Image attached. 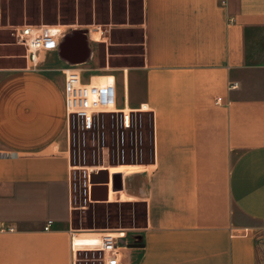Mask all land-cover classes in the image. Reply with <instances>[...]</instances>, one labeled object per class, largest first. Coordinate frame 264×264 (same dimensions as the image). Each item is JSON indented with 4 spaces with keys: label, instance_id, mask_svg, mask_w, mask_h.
Returning a JSON list of instances; mask_svg holds the SVG:
<instances>
[{
    "label": "crops",
    "instance_id": "1",
    "mask_svg": "<svg viewBox=\"0 0 264 264\" xmlns=\"http://www.w3.org/2000/svg\"><path fill=\"white\" fill-rule=\"evenodd\" d=\"M118 1L105 22L93 10L85 64L106 53L116 110L151 119L150 162L101 168L105 203L142 212L109 231L120 262L264 264V0ZM12 37L0 42V264H86L108 231L74 228L64 70L79 65L41 52L28 67L5 53L21 48Z\"/></svg>",
    "mask_w": 264,
    "mask_h": 264
},
{
    "label": "rangeland",
    "instance_id": "2",
    "mask_svg": "<svg viewBox=\"0 0 264 264\" xmlns=\"http://www.w3.org/2000/svg\"><path fill=\"white\" fill-rule=\"evenodd\" d=\"M110 1L112 0H0V42L13 43L12 33L14 29L24 24L66 26L64 30L68 31L67 34H70L72 30L88 31L87 27L93 22V10H97V22H105ZM113 2L117 12L119 1L113 0ZM103 29L108 30V28ZM12 48L5 53L23 58L24 52L21 48ZM46 57L47 65L50 67L60 68L68 65L59 61L58 53L47 54ZM24 60H20L22 65ZM107 60L106 53L101 52L94 59L92 58L88 64L79 65L77 69L82 73L85 82L95 76L117 75V70L107 69V65H109ZM133 63L122 58L110 60L112 68ZM103 68L106 70H100ZM95 80L98 81V78L95 77ZM117 91V96L122 99L120 82ZM120 118V115H115L114 119L110 116H104L98 123L95 136L92 137L91 135L87 139L86 145L80 143L79 133H76L77 142L71 145L72 164L81 168L76 169L78 171H76V176L73 179L76 184L74 194L77 197L74 203V207L77 208L74 212L75 229L113 232L133 225L136 213L142 215L140 211L134 212L133 208H122L118 202L116 204L85 202L84 172L88 169L119 165L131 166L152 160L151 119L148 114L137 113L133 116L135 120L142 122V129L139 130L142 131L143 144L139 147H136V142H132L130 136L125 147L118 144ZM93 139H95V145L92 143ZM122 150L125 152L123 153Z\"/></svg>",
    "mask_w": 264,
    "mask_h": 264
},
{
    "label": "built area",
    "instance_id": "3",
    "mask_svg": "<svg viewBox=\"0 0 264 264\" xmlns=\"http://www.w3.org/2000/svg\"><path fill=\"white\" fill-rule=\"evenodd\" d=\"M99 32V30H98ZM90 33V30L88 31ZM16 44L23 49V58L27 66L37 68L40 64L39 54L41 52H58L60 43L65 33L59 26L50 25H28L24 24L14 29ZM65 86H64V103L67 118V138L69 142L70 152V184L72 189V202H76L77 197L76 184L73 179L76 171L80 167L73 166L71 157V145L77 142L76 133H79L80 143L86 145L87 139L92 135L95 136L98 123L104 116H110L113 119L115 115H120L118 125V144L126 146L128 137L132 138V142H136V147L142 146L143 135L142 122L133 118L137 112H117L115 110L116 103V82L110 83L105 89L93 83H85L83 75L77 67L68 66L64 70ZM237 85H231L232 88ZM220 103V100H217ZM95 145V139L92 140ZM134 150V148H133ZM124 153L125 150H122ZM102 167L90 168L84 172V191L85 202L91 201L90 177L101 171ZM78 169V170H76ZM110 189V187H109ZM112 189V184H111ZM74 210L77 208L74 207ZM52 222L48 223L46 230L49 229ZM90 261L86 264H122L117 252V239L110 232H105L98 251L91 252Z\"/></svg>",
    "mask_w": 264,
    "mask_h": 264
},
{
    "label": "water",
    "instance_id": "4",
    "mask_svg": "<svg viewBox=\"0 0 264 264\" xmlns=\"http://www.w3.org/2000/svg\"><path fill=\"white\" fill-rule=\"evenodd\" d=\"M58 55L59 58L68 65H82L87 63L91 56L87 41V31L79 30L67 34L60 43ZM90 182L92 184L91 201L101 203L107 202L109 198V179L107 171L101 170L96 174H92ZM121 190V183H118L116 176H113L112 191L119 192Z\"/></svg>",
    "mask_w": 264,
    "mask_h": 264
},
{
    "label": "bare ground",
    "instance_id": "5",
    "mask_svg": "<svg viewBox=\"0 0 264 264\" xmlns=\"http://www.w3.org/2000/svg\"><path fill=\"white\" fill-rule=\"evenodd\" d=\"M59 27L61 28H65L66 26H60ZM100 34V33H99ZM100 36V35H99ZM96 37V36H95ZM98 37H96L95 39L97 40ZM113 82V78L112 77H100L98 78V81L96 85H99L100 87H102L103 89H105L110 83ZM96 83V82H95ZM116 110V108H115ZM117 111V110H116ZM118 112V111H117ZM126 113L128 114L129 111L126 110ZM110 171L113 172V171H125V170H129L131 169L129 166L127 165H119V166H108ZM111 174V173H110ZM112 175V174H111ZM113 198H112V195L110 196V201H112ZM109 201V200H108ZM93 203H101V202H93Z\"/></svg>",
    "mask_w": 264,
    "mask_h": 264
},
{
    "label": "flooded vegetation",
    "instance_id": "6",
    "mask_svg": "<svg viewBox=\"0 0 264 264\" xmlns=\"http://www.w3.org/2000/svg\"><path fill=\"white\" fill-rule=\"evenodd\" d=\"M73 31H79V30H73Z\"/></svg>",
    "mask_w": 264,
    "mask_h": 264
}]
</instances>
